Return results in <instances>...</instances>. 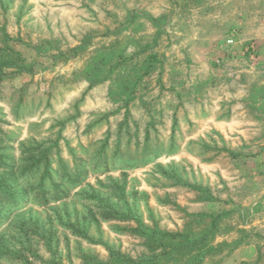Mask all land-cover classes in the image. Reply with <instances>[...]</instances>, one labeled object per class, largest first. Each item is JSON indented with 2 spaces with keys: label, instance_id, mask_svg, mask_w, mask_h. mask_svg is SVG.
I'll return each mask as SVG.
<instances>
[{
  "label": "rangeland",
  "instance_id": "374dc122",
  "mask_svg": "<svg viewBox=\"0 0 264 264\" xmlns=\"http://www.w3.org/2000/svg\"><path fill=\"white\" fill-rule=\"evenodd\" d=\"M2 26L34 73L0 83V179L25 195L1 207L0 264L146 254L110 206L170 232L222 215L214 243L241 244L204 264H264V0H0ZM146 45L162 64L131 96L78 75Z\"/></svg>",
  "mask_w": 264,
  "mask_h": 264
},
{
  "label": "trees",
  "instance_id": "16d2710c",
  "mask_svg": "<svg viewBox=\"0 0 264 264\" xmlns=\"http://www.w3.org/2000/svg\"><path fill=\"white\" fill-rule=\"evenodd\" d=\"M23 43L21 38H14L9 35L5 26L0 28V83L8 77L4 70L13 69L19 74L34 73L33 65L15 48L16 44L21 45ZM48 44H51V42L43 41L35 49L37 52H40ZM82 49L83 46H80L74 51ZM150 49V45L142 47V51L139 54L149 53V55L138 65L130 66L132 68L128 67L139 54L128 57L125 56L123 50H116L115 52L100 51L78 75L90 83V88L112 81L119 84L117 85V90L121 95L131 96L142 80L152 74L162 64V60L158 54L154 52L150 53ZM125 69L130 71L132 75H129L128 72L124 73ZM47 158L46 156L41 157L43 161L47 160ZM6 161V157L0 155V168L9 167ZM32 171L26 168L22 175L31 174ZM15 183L16 180L14 178L4 177L0 179V219L2 217L1 207L3 203L21 202L25 199L23 191L17 189ZM185 185L190 189L203 192L205 194L204 199L214 200L210 192H208V188L198 187L189 183ZM47 192L49 191L47 190ZM84 194H87L90 200H104L101 192H97L95 189H92L91 193ZM105 198L108 199L109 197ZM107 201L109 202L110 200L108 199ZM118 212L114 211L110 206L105 209L102 215L108 219L134 220L136 227L127 229V231L130 236L137 237L143 241L146 254L133 258L128 254L122 253L120 250L109 248L108 261L101 260L96 254L84 253L82 258L83 264H204L209 257L224 253L229 249L235 250L241 244L239 240L232 243H214L213 240L218 234V222L222 215L214 216L204 213L193 215L192 217L197 218V221L201 225L206 224V218H211V221L208 226L199 231H195L192 223L189 222L183 231L170 232L161 230L158 226H148L136 215H121Z\"/></svg>",
  "mask_w": 264,
  "mask_h": 264
}]
</instances>
